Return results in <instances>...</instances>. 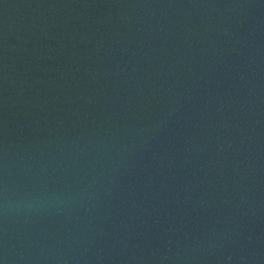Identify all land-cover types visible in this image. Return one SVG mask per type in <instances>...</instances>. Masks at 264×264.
Returning a JSON list of instances; mask_svg holds the SVG:
<instances>
[{
	"label": "water",
	"instance_id": "water-1",
	"mask_svg": "<svg viewBox=\"0 0 264 264\" xmlns=\"http://www.w3.org/2000/svg\"><path fill=\"white\" fill-rule=\"evenodd\" d=\"M0 264H264V0H0Z\"/></svg>",
	"mask_w": 264,
	"mask_h": 264
}]
</instances>
